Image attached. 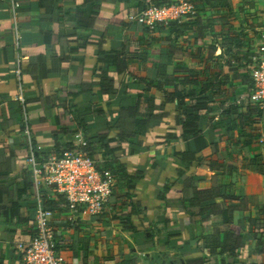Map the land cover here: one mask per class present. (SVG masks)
Returning <instances> with one entry per match:
<instances>
[{
  "label": "crops",
  "instance_id": "crops-1",
  "mask_svg": "<svg viewBox=\"0 0 264 264\" xmlns=\"http://www.w3.org/2000/svg\"><path fill=\"white\" fill-rule=\"evenodd\" d=\"M150 1L169 0H18L16 15L10 2L0 0V209L16 205L20 213L0 221V264H27L17 243L31 238L35 228L26 115L34 142L50 151L57 140L74 142L85 129L80 120L97 141L108 133L109 152L97 149L99 168L114 163L135 177L117 187L112 213L86 216L76 228L66 220L64 199L52 204L69 264H197L191 261L211 257L215 264H264L261 237L251 231L241 255L233 258L226 245L234 239L223 223L227 209L234 223L264 211V115L254 117L255 138L238 143L240 121L221 112L237 104L250 85L239 58L259 43L264 0H195V17L154 31L128 21ZM216 62L228 84L214 94L211 109L200 113V129L206 137L218 134L220 156L209 148L186 170L176 154L194 151L195 143L167 139L178 134L180 114L167 99L219 71ZM106 78L114 82L113 98L103 94ZM150 84L148 97L165 105L168 116L148 133L122 140L121 130L132 128L122 110ZM223 122L229 127L215 133ZM242 126L250 132L248 124ZM188 178L214 188L218 197L198 208L189 202L181 207L179 196L167 205L161 199L166 185L180 192Z\"/></svg>",
  "mask_w": 264,
  "mask_h": 264
},
{
  "label": "built area",
  "instance_id": "built-area-1",
  "mask_svg": "<svg viewBox=\"0 0 264 264\" xmlns=\"http://www.w3.org/2000/svg\"><path fill=\"white\" fill-rule=\"evenodd\" d=\"M7 1L16 15L18 0ZM196 14L195 0H174L162 6L149 2L141 12L129 15L128 21L154 31ZM242 65L248 70L250 85L239 97L237 105L243 108L251 105L264 111V30L260 32L258 45L249 52ZM24 123L29 150L27 165L36 188L37 216L33 236L19 241L17 248L27 264H69L61 251L60 233L53 224L56 212L52 204L57 205L64 199L66 220L71 228H76L86 216H105L113 212L112 198L118 179L110 170L99 168L96 158L99 150L88 148L89 142L82 131L75 135L74 149L43 156L40 154L45 147L34 142L27 115ZM92 142L98 144L95 139Z\"/></svg>",
  "mask_w": 264,
  "mask_h": 264
},
{
  "label": "trees",
  "instance_id": "trees-1",
  "mask_svg": "<svg viewBox=\"0 0 264 264\" xmlns=\"http://www.w3.org/2000/svg\"><path fill=\"white\" fill-rule=\"evenodd\" d=\"M150 2L156 6L171 4V0L161 4L155 3L153 1ZM241 52L242 51H238V54ZM248 56L249 53L247 52V54L241 56L242 59H239L243 61L244 59L248 58ZM216 64V69H219V71L210 72L206 75L203 74L205 77L202 83L192 82L191 84L193 85V88L185 93L175 92L169 97V99H167V103H176L178 111L180 113L179 117L177 118L178 134H169L167 136V139L171 141L182 140L187 143H189L190 140H193L195 143L194 151H190L188 149L186 152L176 154L177 156L181 157L182 163L185 166L186 170H189L194 163L202 161V158H198V154H204V152L209 148L213 149L214 154L220 156L219 145L218 143H214L215 139L219 137L218 134L210 132L206 137L203 131L200 129L202 118L200 113L211 109V107L216 103L214 94H218L220 89L228 84L227 81L224 80V78L226 77L223 76L221 72V66L218 64V62H216ZM239 65L240 64H238V67H240ZM151 85L152 84H150L147 89L141 90L139 92L138 97L134 100L131 108L122 110V112L127 113L132 127L127 131L123 129L121 130L120 136L122 140L124 138L133 139L137 135L148 133L151 129L161 125L164 119L168 116L165 111V105H157L155 98L148 97L147 93L150 91L152 87ZM102 91L104 95H108L110 98L115 97L117 94L114 82L110 78H106L102 82ZM242 108V106H239L237 104L230 105L225 112L224 108H221V112L226 113L227 117L236 116V121H240V124L238 126H235V129H237V127L241 129V133L237 137L239 140L238 143H241V141H243L247 137H250L251 140L255 138L253 136L255 135L253 134V131H255L256 129H251V127L256 122V119L254 117L255 115H257V117H262L264 115L263 110L256 109L251 105L246 106L247 112L245 114L240 112V109ZM244 124H248L249 128L247 129H250L249 133L246 130V126H242ZM80 126L85 128L82 129V132L89 142L88 148L90 150H97L98 147L102 146V148L106 149L107 153L109 152V142L107 140L108 133L100 135L98 144H94L92 140H94V138L96 137L95 135H91L87 132L88 129L86 126H84L83 120H80ZM223 127L228 128L229 126L228 124L223 122L217 126V130L215 131V133L220 132ZM73 143L74 142H71L70 144H62L59 140H57L53 145V148L52 146L50 147L51 151L46 148L40 155L48 156L51 153H60L64 150L74 149ZM103 170H110L116 176V178L118 179V186H120V184H123L124 182L126 185H130L135 179V177L129 176L124 171L122 166L114 167V163H110L108 167ZM186 173L187 172L185 170H180V178L185 177ZM177 196H179L178 199H182L180 200L182 204L181 207H183V204L185 202H189L191 208H198L203 202L214 200L218 197L214 188H201L199 182L194 178H188L187 180H185L183 184V190L180 192L175 190L174 185L170 183L167 184L164 189L163 195H161V199L167 201V205H170V203L173 204V202H170V200L175 199V197ZM3 197L4 191H0V204L2 203ZM229 199L234 200L236 198L231 197ZM229 210L230 209H227V211L223 214V223L224 225L229 226V233L234 239L231 244L226 245L230 255L233 258H237L241 255V252L245 247V245L243 244V240L245 238V234L248 231H251L255 235H259L261 237V239L258 241V253L264 255V211L260 212L257 218L247 217L239 220L237 223H234L232 217L229 216ZM219 213L220 212H217V214ZM17 216H20V213L18 212V208L16 207V205H13L11 208L0 209V221L11 219ZM191 262H195L197 264H215L216 260L211 257L209 259H199Z\"/></svg>",
  "mask_w": 264,
  "mask_h": 264
},
{
  "label": "rangeland",
  "instance_id": "rangeland-1",
  "mask_svg": "<svg viewBox=\"0 0 264 264\" xmlns=\"http://www.w3.org/2000/svg\"><path fill=\"white\" fill-rule=\"evenodd\" d=\"M252 50H253V47L251 48ZM249 57V56H248ZM247 82H248V80H247ZM220 228V226H218V229ZM219 230H222L221 228L219 229Z\"/></svg>",
  "mask_w": 264,
  "mask_h": 264
}]
</instances>
